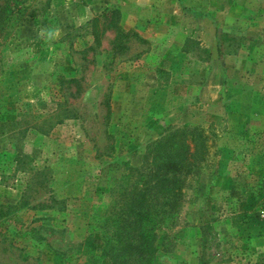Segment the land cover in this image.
Segmentation results:
<instances>
[{"label":"rangeland","instance_id":"374dc122","mask_svg":"<svg viewBox=\"0 0 264 264\" xmlns=\"http://www.w3.org/2000/svg\"><path fill=\"white\" fill-rule=\"evenodd\" d=\"M114 9L144 42L115 47ZM0 15V264H112L96 228L111 190L197 125L215 131L211 167L155 233V264H264V0H0Z\"/></svg>","mask_w":264,"mask_h":264},{"label":"trees","instance_id":"16d2710c","mask_svg":"<svg viewBox=\"0 0 264 264\" xmlns=\"http://www.w3.org/2000/svg\"><path fill=\"white\" fill-rule=\"evenodd\" d=\"M9 21L0 15V38L3 40ZM120 21L119 10L104 12V28L115 32L116 48L122 49L123 43L131 37L145 41L137 33L125 31ZM61 80L76 82L75 79ZM55 120L56 124L63 121ZM212 128V125L208 128L197 125L171 130L147 145L141 168L127 167L117 189L111 190L115 194L110 207L96 220V228L104 243L103 253L112 264H155L158 253L155 233L165 224L175 222L189 192L192 195L196 190L197 173L211 167L209 151L212 145L209 142L217 138ZM259 209L257 207L256 212L243 211L233 219L238 223L248 221ZM253 219L259 218L254 215ZM199 229L202 231L203 227L199 226ZM203 238L202 233L200 241L206 245ZM171 244V239L166 236L162 247L170 252ZM204 263L201 256V264Z\"/></svg>","mask_w":264,"mask_h":264},{"label":"clouds","instance_id":"9594fccd","mask_svg":"<svg viewBox=\"0 0 264 264\" xmlns=\"http://www.w3.org/2000/svg\"><path fill=\"white\" fill-rule=\"evenodd\" d=\"M42 31H43V30H42ZM58 35H59L58 30H56V31H49V32H48V37H49V39H52V38L58 37Z\"/></svg>","mask_w":264,"mask_h":264}]
</instances>
